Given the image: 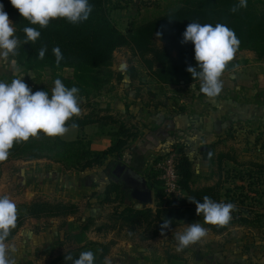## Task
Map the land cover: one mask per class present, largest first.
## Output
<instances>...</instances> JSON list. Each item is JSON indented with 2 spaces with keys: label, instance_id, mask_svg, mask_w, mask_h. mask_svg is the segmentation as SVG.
<instances>
[{
  "label": "trees",
  "instance_id": "obj_1",
  "mask_svg": "<svg viewBox=\"0 0 264 264\" xmlns=\"http://www.w3.org/2000/svg\"><path fill=\"white\" fill-rule=\"evenodd\" d=\"M89 2L93 11L87 21L74 25L60 18L50 21L47 27L40 28L39 25H32L24 19L9 0H0L14 24L15 36L19 39L13 56L18 66L26 72L36 73L46 70L53 73L72 70L73 78H64L61 81L69 88L73 86L79 88V100L84 98L90 101L99 97L102 91L111 85L113 79L122 83L125 75H129L132 81L138 78L136 67L129 68L126 73L113 70L115 52L123 48L129 49L149 76L160 85L185 89L197 84L199 80H193L187 71L189 66H196L194 46L181 42L182 34L191 22L212 25L222 23L234 30L240 44L224 73L234 71L238 67L237 54L242 51L254 52L257 59L264 62V0H247V7L238 8L235 12L232 8L238 5L239 0H180V6L173 11L144 24H134L128 33L122 32L111 18L114 10L121 9L120 3L113 4L111 0ZM25 27H35L40 31V37L35 42L29 41L25 44ZM158 42L162 46H158ZM45 47L47 51L41 60L38 53ZM54 47H59L63 54L59 64L56 63L52 52ZM87 106L92 107L91 103ZM95 124L102 128L116 127V130L110 133L111 144L104 151L93 150L91 141L86 137L64 141L60 136L47 137L41 133L28 141L14 143L6 162L46 160L62 166L65 171L76 173L109 167L111 164L116 167L123 162L126 152L140 138L141 132L121 116L113 115L110 109H99L97 112L92 109L85 117H72L66 122L67 127L80 130ZM202 155L205 161L216 164L213 151L203 152ZM233 155L229 153L219 155L218 182L202 188H195L193 162L188 156H181L177 169L179 186L184 194L182 198L167 196L159 173L149 172L146 178L149 180L150 189L155 193V208H138L125 186L111 182L104 192H95L91 195V198L96 199L101 206H113L111 222L104 224L99 230L126 231L128 235L138 238L142 243L152 241L161 235V225L165 219L171 221V225L164 232L199 223V220L204 219L202 214L197 216L195 204L190 200L195 198L202 201L208 196L216 202L235 205L231 214L232 219L228 224L219 226L204 223L208 230L215 235H222L233 226L251 227L259 230L264 239V207H261L264 206V202L258 199L264 197V163L254 161L241 163L238 157ZM163 157H159L157 163ZM226 159L233 162L234 178L246 179L251 183L248 188H238L240 190L238 199L230 195L231 190L225 188L228 181L222 178V174L225 172L224 168L228 166L224 165ZM226 173L229 174L230 171L226 169ZM245 192L248 194L245 195ZM17 210L16 226L11 230L5 243L14 240L30 219H67L77 218L80 214L77 205L49 201L21 204L17 206ZM79 221L82 225L75 228L76 234L74 236L67 234L66 237L68 241L71 238L76 239L82 246L58 257L50 264H72V261H65V257L71 255L78 258L79 254L85 251L94 253L95 264H107L106 258L113 243L99 244L87 240V232L96 226L95 217H80Z\"/></svg>",
  "mask_w": 264,
  "mask_h": 264
},
{
  "label": "rangeland",
  "instance_id": "obj_2",
  "mask_svg": "<svg viewBox=\"0 0 264 264\" xmlns=\"http://www.w3.org/2000/svg\"><path fill=\"white\" fill-rule=\"evenodd\" d=\"M111 1L117 5L120 3L121 9L114 10L111 18L124 33H128L134 24H144L180 6V0ZM157 44L162 46L160 42ZM10 58H13V55ZM237 61L239 65L234 71L222 74L220 79L223 82V90L220 95L214 100H210L199 92L200 81L194 85V88L192 85L185 89L160 85L149 76L129 49H119L115 52L113 70L125 73L129 68L136 67L138 78L130 83L128 76L122 83L113 79L111 85L103 90L99 97L90 101L80 98V114L73 117L83 118L92 109H95L96 112L99 111V103L105 102L109 96H119L127 100L135 99L138 96L144 101L170 104L172 112L169 115L171 118L185 112L203 117L206 115L212 119L210 123H207L208 127L204 129L205 133L206 129L211 130L209 136L201 138L199 132L195 137L184 134L180 136L177 143L176 140L173 141L175 130L169 128L171 135L170 139L164 143L168 147L164 155L168 156L170 153L176 152L178 158L183 155L188 156L194 165L195 188L212 186L219 180L217 163L218 157L222 153L235 154L241 163L264 162L262 158L264 150V62L259 61L256 54L251 51H242L237 54ZM122 65L125 68L121 71ZM73 75L72 70L60 73L46 70L39 73H27L23 79L33 92L44 90L51 94L56 79L73 78ZM88 103H91L92 107H88ZM157 116L158 114L155 115V117ZM233 117L236 119L234 122L232 121ZM198 124L199 126L200 124L204 125L201 122ZM198 124L195 123L196 128ZM165 125L167 126L166 123H164ZM85 134L86 129L69 128L68 132L60 138L64 141H75ZM206 151H213L216 164L204 161L202 153ZM159 157V153L154 155L153 169L150 170V174L157 173L155 167ZM226 160L224 165L228 166L224 168L225 172L222 174V178L228 181L235 173L233 172V162L229 160L226 162ZM17 163V166L12 164V161H9L5 167L2 166L3 164L0 165V187L8 192L17 206L37 201L64 202L77 205L80 214L77 218L28 220L14 240L6 243L9 248L14 246L17 249L11 257L14 264H50L58 257L81 247L82 245L78 244L76 239L71 238L68 241L66 235L74 236L76 234L75 228H80L82 225L79 218H86V213L94 215L97 219V227L111 222L113 206H101L89 194L86 196L85 173L68 172L62 166L46 160L29 162L19 160ZM121 163H125V160L123 159ZM104 168H99L100 174H98L97 180L101 187H98V191L104 192L111 182H117L124 186L121 180L115 181L114 164L105 170ZM21 169L25 171L24 176ZM226 169L230 171L229 174L226 173ZM24 180L27 181L25 185L23 184ZM238 182L243 183L241 180ZM250 186V182L249 184L245 183V187ZM225 188H227L226 184ZM88 198L90 199L88 200ZM261 207L264 206L261 205ZM151 208H155V203ZM199 223L205 227L204 219L199 220ZM187 227L182 226L164 233L159 240L153 242L154 244L142 243L134 236L124 235L121 237L125 238L124 243L130 242L138 248V251L131 253L130 247L126 246L117 248L115 251L113 249L111 264H247L243 263L242 257L230 254L228 249L231 241L237 246L239 243L241 244L240 253L243 252V254L245 252L244 246L242 247L243 243H246L249 248L252 247L249 249L247 262L253 264L257 261L262 262L264 259V245L255 248L250 243V239L258 232L240 226L238 230L225 233L215 239L207 235L201 239L202 242L198 241L196 244L178 251L176 243L175 246H171V239L185 231ZM145 248L148 250L147 254L143 252Z\"/></svg>",
  "mask_w": 264,
  "mask_h": 264
},
{
  "label": "clouds",
  "instance_id": "obj_3",
  "mask_svg": "<svg viewBox=\"0 0 264 264\" xmlns=\"http://www.w3.org/2000/svg\"><path fill=\"white\" fill-rule=\"evenodd\" d=\"M9 3L30 24L39 25L40 28L60 18L74 25L80 24L87 21L93 11L89 0H9ZM243 7H247V0H239L232 11ZM15 31L4 5L0 3V61L10 64L13 69L16 68V60H10L9 57L15 55L19 43ZM24 33L25 44L35 42L41 35L35 27H25ZM182 35L183 44L191 43L194 46L196 66H189L187 71L193 80L201 82L199 92L214 100L223 90L220 78L234 59L240 41L234 30L222 23L212 25L191 22ZM46 51V47L41 48L38 58L44 59ZM52 52L59 64L63 59L60 48L54 47ZM23 77L16 76L11 82L0 81V162L8 159L14 143L28 141L41 133L47 137L63 136L69 130L66 122L78 116L81 111L78 87L69 88L60 79H56L51 94L44 90L33 92ZM190 201L195 204L197 216L203 215L205 224L222 226L232 219L231 214L235 208L232 203L216 202L208 196L202 201L195 198ZM17 214L16 203L7 195L0 196V264H14L11 257L17 249L14 246L9 248L5 241L16 226ZM170 225L168 219L163 221L162 235ZM207 232L208 229L200 223L189 224L185 231L175 236L177 250L196 244ZM65 261H72V264H95V256L92 251H85L78 258L68 255Z\"/></svg>",
  "mask_w": 264,
  "mask_h": 264
},
{
  "label": "crops",
  "instance_id": "obj_4",
  "mask_svg": "<svg viewBox=\"0 0 264 264\" xmlns=\"http://www.w3.org/2000/svg\"><path fill=\"white\" fill-rule=\"evenodd\" d=\"M9 59L11 60L13 58L9 57ZM27 73H30V72H26L23 68L18 66L17 63H16V68L13 69L10 64H5L3 61H0V81H4V82L10 81L11 82V80L14 79L16 76L25 77ZM127 76L129 77L128 78L129 83L132 82L129 75H125V78ZM169 88H172V87H169ZM108 98L109 99H105V102L102 101L101 104L99 103V109H102V110L110 109L113 115L121 116L122 119L129 121L131 124L136 126L141 132L140 138L136 142H134L132 146L130 147V149L126 152L124 156L125 163L123 164L128 165L129 167L134 169L137 173H139L141 176H143L147 180L148 184H149V180L148 178H146V176L150 172V170L153 169L154 163H152V161H153L154 155L159 153L160 157H163L165 156L164 154L167 152L166 150L168 147H166L167 145L164 143L165 141H167V139H170V135H171V132H169L170 130H175V133L173 135L175 136V138L173 139V141L174 140L177 141L180 138V136L181 135L183 136L184 134H187L190 137L191 136L195 137L196 133L199 132V135L201 133V138L210 135V132H211L210 129H206L207 132L206 133L204 132L205 131L204 129L208 127L207 123H210L212 121V119L208 118L206 115H204L203 117V116L196 115V114L190 115L185 112L181 114L180 116H175L174 118H171L169 114L172 112V109H171L170 104H167V103L163 104V103H157V101H153V102L144 101V99L138 96H136L135 99L130 98L131 100L120 98L119 96H116V97L109 96ZM156 114H158L157 117H155ZM234 120L236 119L233 117L232 121L234 122ZM200 122L204 123V125L202 124L201 126L200 124L199 126L198 123ZM164 123H166L167 126L166 125L164 126ZM195 123L198 124L197 128H196ZM68 128H71V127H68ZM85 129H86V134L83 137H86L87 140L91 141L92 149L95 151H104L110 146L111 141H112V137L110 136V133L115 131L116 127L110 126L107 128H102L100 125L95 124V125H89ZM187 139H189V137H187ZM178 142L179 141H177V143ZM262 158L264 159V150L262 152ZM7 163L8 162L3 161V162H0V165L3 164L2 166L5 167ZM260 163H264V162H260ZM12 164L16 166L18 165L17 161H12ZM106 168L107 167H105L104 170ZM22 171L23 169H21V173ZM83 173L86 174V196L87 194L91 196V194L95 192L101 193V191H98V187H101V184L97 180V176L98 174H100L99 168L87 170L86 172H83ZM238 180H241V179L234 178L233 176L232 178L228 180L226 184L227 186L226 189L231 190L232 192L230 193V195L236 196V199H238V196L240 195V190L238 188L245 187V183L249 184L250 182L246 179L244 180L242 179L241 181L243 183H240L238 182ZM23 184L24 185L27 184V181L24 180ZM79 187L81 188L82 186L80 185ZM245 188H248V187H245ZM247 194L248 192H245V195ZM0 195L1 196L7 195L8 197H10V195H8V192L5 189H2V187H0ZM89 199L90 198H88V200ZM258 199L262 201L264 200V197L263 198L259 197ZM137 207L140 208L143 206L138 205ZM91 216L94 217L93 214L86 213V217H91ZM102 226L97 227V222H96V226H94L93 228H91L89 232H87V240L96 242L99 244H110V243L112 244L113 243L111 252L106 258L107 264H111V254L113 252V249L115 251V249L117 248H122L123 246H126V247H130L131 253L138 251L137 250L138 248L134 247V245H132L130 242L126 241L127 243H124L125 238L124 239L121 238L124 235H128L126 231H123V232L106 231V230L100 231L99 228H101ZM238 227L239 226H233L226 233L236 231L238 230ZM240 227H243V226H240ZM179 228L181 227H178L175 229H179ZM244 228H248V229L258 232L256 236H253L252 239H250L251 240L250 243L254 245L255 248H259L261 245H264V239L259 230L251 228V227H244ZM172 230L174 229H171V231ZM207 235H209L212 239L213 238L215 239L221 236V235H215L210 230H208ZM161 236L162 234L155 240L148 241V243L154 244L153 242L154 241L156 242L157 240H159ZM171 240H172L171 246L172 245L175 246V243H176L175 238H172ZM200 242L202 241L200 240ZM230 244L231 245L228 249L230 254L232 255L236 254L237 257L238 256L242 257L243 263L251 264L247 262V260L249 259V256H248L249 249H252V247L249 248L248 246H246V243H243L244 245H242V247L244 246L243 249L245 251L243 254V252L240 253L241 252L240 250L242 249L240 248V245H241L240 243L238 244L239 246L233 243V241H231ZM147 251L148 250H146V248L143 250V252H146V254H147ZM253 264H264V259L262 260V262L257 261V262H254Z\"/></svg>",
  "mask_w": 264,
  "mask_h": 264
},
{
  "label": "water",
  "instance_id": "obj_5",
  "mask_svg": "<svg viewBox=\"0 0 264 264\" xmlns=\"http://www.w3.org/2000/svg\"><path fill=\"white\" fill-rule=\"evenodd\" d=\"M125 68L124 65L120 67L122 71ZM115 181L121 180L130 193L132 201L143 207H152L155 203V196L152 189H150L147 180L137 173L134 169L126 164L116 165L114 172ZM22 175H25V171H22Z\"/></svg>",
  "mask_w": 264,
  "mask_h": 264
},
{
  "label": "built area",
  "instance_id": "obj_6",
  "mask_svg": "<svg viewBox=\"0 0 264 264\" xmlns=\"http://www.w3.org/2000/svg\"><path fill=\"white\" fill-rule=\"evenodd\" d=\"M178 162L179 158L176 152H172L168 156H164L155 167L156 172L159 173L160 181L163 182L167 196L172 198L184 197L179 186Z\"/></svg>",
  "mask_w": 264,
  "mask_h": 264
}]
</instances>
